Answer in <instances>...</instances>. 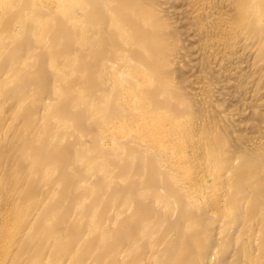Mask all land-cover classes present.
Here are the masks:
<instances>
[{
  "label": "bare ground",
  "instance_id": "6f19581e",
  "mask_svg": "<svg viewBox=\"0 0 264 264\" xmlns=\"http://www.w3.org/2000/svg\"><path fill=\"white\" fill-rule=\"evenodd\" d=\"M0 264H264V0H0Z\"/></svg>",
  "mask_w": 264,
  "mask_h": 264
}]
</instances>
